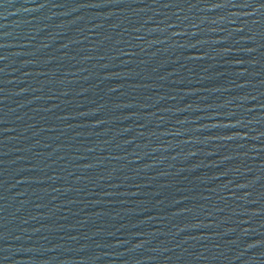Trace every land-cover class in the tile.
Wrapping results in <instances>:
<instances>
[{
    "label": "water",
    "instance_id": "obj_1",
    "mask_svg": "<svg viewBox=\"0 0 264 264\" xmlns=\"http://www.w3.org/2000/svg\"><path fill=\"white\" fill-rule=\"evenodd\" d=\"M0 264H264V0H0Z\"/></svg>",
    "mask_w": 264,
    "mask_h": 264
}]
</instances>
